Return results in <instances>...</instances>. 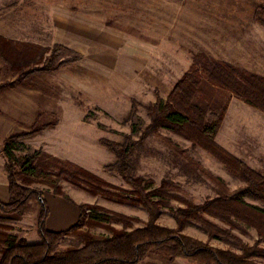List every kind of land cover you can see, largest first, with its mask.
Segmentation results:
<instances>
[{
	"label": "rangeland",
	"instance_id": "rangeland-1",
	"mask_svg": "<svg viewBox=\"0 0 264 264\" xmlns=\"http://www.w3.org/2000/svg\"><path fill=\"white\" fill-rule=\"evenodd\" d=\"M54 1L0 0V47L9 63L0 59V173L6 174L2 148L8 137L32 133L20 140L17 157L40 150L104 183V192L94 193L79 182H58L63 195L77 207L86 206V216L81 227L57 241L54 253L147 222L145 208L115 168L117 158L104 140H139L126 159L148 190L161 191L165 206L156 220L160 226L175 229L176 209L244 186L234 171L179 132L159 128L143 139L140 135L149 123L145 106L157 95L166 100L194 63H204L203 57L264 77V0H156L153 8L134 12L126 7L131 0H84L79 8L67 0L74 5L67 10L84 13L86 25H78L77 18L64 23L62 16H52ZM149 12L152 16L145 19L151 22L144 23ZM56 44L72 53L56 55ZM41 63L63 64L32 73L30 67ZM197 99L216 111L225 108L216 144L264 177V111L219 88L205 89ZM48 160L31 185L43 198L53 194L45 181L54 180L56 172ZM243 199L264 208L262 196L246 194ZM37 211L36 202L30 201L22 213L23 228L13 220L0 222V254L6 239L30 236ZM94 213L103 216V222L88 218ZM234 213L228 206L213 207L189 220L181 232L236 253L255 243L264 247V234ZM117 215L123 216L121 222L105 218ZM251 259L264 264V255ZM139 264L193 263L150 253Z\"/></svg>",
	"mask_w": 264,
	"mask_h": 264
},
{
	"label": "trees",
	"instance_id": "trees-1",
	"mask_svg": "<svg viewBox=\"0 0 264 264\" xmlns=\"http://www.w3.org/2000/svg\"><path fill=\"white\" fill-rule=\"evenodd\" d=\"M257 15L260 19L261 16L258 13ZM53 52L56 55L61 52L72 53L67 47L57 44L54 45ZM203 58L204 63H194L177 81L166 100L157 95L154 102L145 106L149 123L141 133L140 139L159 128L179 132L193 145L205 149L234 171L243 179L244 186L233 192L225 190L216 199L203 204H187L185 208L176 209L174 218L177 228L175 229L160 226L156 220L160 209L165 206L161 191L159 189L148 190L142 180L134 176L133 168L126 159L139 140L132 142L127 137L123 144L104 140L103 144L117 158L115 168L132 188V192L136 195V202L145 208L148 214L147 222L142 227L131 230L123 229L111 237L99 240L89 239L80 248L54 253V247L63 235L83 225L86 206L78 205L79 218L69 229L59 232L46 229L48 207L42 192L31 187L36 181L39 170L44 167V159H49V163L46 162L47 165L52 166L56 171L55 179L45 181L46 184L52 187L53 194L63 196L70 202H72L70 198L60 191L58 186L60 180L68 179L82 183L94 193L104 192L100 188V185L104 183L81 167L46 155L40 150L17 157L15 150L20 140L32 133L13 134L8 137L2 148V154L6 159L5 172L10 198L7 203L0 201V210L5 214L20 215L30 201L36 202L38 206L37 232L40 241L28 243L24 238L6 239V247L0 254V264H139L150 253H160L171 260L186 259L193 264H258L251 258L264 255V247H258L257 243L244 246L240 253H236L229 249L215 248L207 242L181 232L184 225L189 220L198 217L200 212L209 211L213 207L228 206L236 211L234 214L237 218L255 227L260 234H264V208L250 204L243 199L246 194L264 197V177L216 144L214 139L225 108L216 111L211 104H208L209 102L205 103L206 101L197 99V94L203 93L205 89L219 88L230 92L246 104L264 111V77L240 70L226 62ZM0 59L8 63L1 47ZM62 64L54 66L51 63H41L33 65L30 70L32 73L45 72L55 70ZM135 109L133 105L132 113ZM135 131V125H132V132ZM117 216V219L105 218L107 221L121 222L123 216ZM88 218L97 222L104 220V217L98 213L90 214Z\"/></svg>",
	"mask_w": 264,
	"mask_h": 264
},
{
	"label": "crops",
	"instance_id": "crops-1",
	"mask_svg": "<svg viewBox=\"0 0 264 264\" xmlns=\"http://www.w3.org/2000/svg\"><path fill=\"white\" fill-rule=\"evenodd\" d=\"M70 1H73L74 5L77 4L78 8H79V5H81V3L84 2V0H70ZM137 1H140L142 3H138ZM155 2L156 0H131V2L126 5V7H129L134 12L136 9H139L141 7H143V9L144 8L151 9L153 8L152 4L153 3L155 4ZM74 5H72V3L67 0H55L54 3L50 5V7L53 9L51 14L52 16H62L61 18L64 19L63 20L64 23H66L67 21H70V20H67L69 18H77L75 20H77L76 23H78V25H81V24L86 25L88 23V20L84 13L81 14L79 11L71 12L67 10L68 8H71ZM83 5L85 7V4ZM95 5H96L95 7L98 6L97 4ZM129 13H130L129 16H132L131 12ZM136 16H138V14H136ZM151 16L152 14H150V12L148 13V15L143 16V22L144 23L151 22V20L145 19L146 17H151ZM130 22L136 23L138 22V20L137 21L130 20ZM6 177H7L6 174L0 173V201L2 203H7L10 198L9 185H8V180ZM44 199L48 207V211H49L48 216L45 221V227L47 230L52 231V232L64 231L72 227L77 222L79 215H80V211L77 207L76 202L71 203L64 197L54 195V194H46L44 196ZM37 214H38V211H37ZM22 216L23 214H20V215L14 214V213L5 214L0 210V222L6 221V220L8 221L13 220V221H16L15 225H19L23 228L22 224L24 221L21 219ZM36 223H37V218H36ZM36 234L38 235L37 224H36L35 230L30 232L29 237L25 236V237H20V238L26 239L28 243H38L39 240Z\"/></svg>",
	"mask_w": 264,
	"mask_h": 264
}]
</instances>
